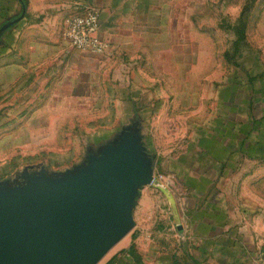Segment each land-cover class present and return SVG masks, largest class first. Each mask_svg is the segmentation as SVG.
<instances>
[{
  "label": "rangeland",
  "instance_id": "obj_1",
  "mask_svg": "<svg viewBox=\"0 0 264 264\" xmlns=\"http://www.w3.org/2000/svg\"><path fill=\"white\" fill-rule=\"evenodd\" d=\"M140 1L116 41L100 36L110 48L96 54L65 38V21L81 12L71 0H25L23 12L18 0H0V28L17 20L0 38V184L73 170L139 123L166 185L196 125L249 120V91L264 77V0ZM140 192L134 229L107 256L129 248L139 225L162 228L153 217L162 188Z\"/></svg>",
  "mask_w": 264,
  "mask_h": 264
},
{
  "label": "crops",
  "instance_id": "obj_2",
  "mask_svg": "<svg viewBox=\"0 0 264 264\" xmlns=\"http://www.w3.org/2000/svg\"><path fill=\"white\" fill-rule=\"evenodd\" d=\"M71 1L81 12L86 5L99 8V35L113 42L134 4L141 3ZM254 89L244 107L249 120L196 125L186 153L170 160L164 201L153 214L163 220L162 228L139 225L131 244L137 254L128 253L130 246L102 264H264V77Z\"/></svg>",
  "mask_w": 264,
  "mask_h": 264
},
{
  "label": "water",
  "instance_id": "obj_3",
  "mask_svg": "<svg viewBox=\"0 0 264 264\" xmlns=\"http://www.w3.org/2000/svg\"><path fill=\"white\" fill-rule=\"evenodd\" d=\"M21 178L0 184V264H99L134 229L155 171L135 123L73 170Z\"/></svg>",
  "mask_w": 264,
  "mask_h": 264
},
{
  "label": "built area",
  "instance_id": "obj_4",
  "mask_svg": "<svg viewBox=\"0 0 264 264\" xmlns=\"http://www.w3.org/2000/svg\"><path fill=\"white\" fill-rule=\"evenodd\" d=\"M100 23V12L95 8L84 7L82 12L70 16L65 21V38L77 50L96 54L105 53L109 51L110 44L100 38ZM165 182H160L155 177L152 185L164 188ZM166 185H169V181Z\"/></svg>",
  "mask_w": 264,
  "mask_h": 264
},
{
  "label": "trees",
  "instance_id": "obj_5",
  "mask_svg": "<svg viewBox=\"0 0 264 264\" xmlns=\"http://www.w3.org/2000/svg\"><path fill=\"white\" fill-rule=\"evenodd\" d=\"M18 1H19V2L21 3V5H22V12H23V11L26 9L27 4H26L25 0H18ZM244 36H245V26H244L242 29L239 30V37H240L241 39H243ZM243 40H244V39H243ZM240 43H241V41H240V40H237V42L235 43V46L239 45ZM227 57L230 58L228 55H227ZM128 253H129V254H137V252H136V248H135V245H132V246L129 248Z\"/></svg>",
  "mask_w": 264,
  "mask_h": 264
}]
</instances>
